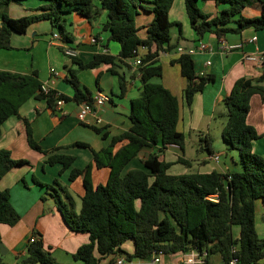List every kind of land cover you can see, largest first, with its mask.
Masks as SVG:
<instances>
[{"label":"trees","instance_id":"16d2710c","mask_svg":"<svg viewBox=\"0 0 264 264\" xmlns=\"http://www.w3.org/2000/svg\"><path fill=\"white\" fill-rule=\"evenodd\" d=\"M21 1L0 0V49L12 48L13 33H24L32 23L47 20L57 30L60 43L75 50L70 46L72 34L65 28L66 17L72 13L92 23L102 11L106 12V17L101 31L107 34L102 47L107 50V44L114 41L119 49L116 54L99 51L87 62L77 55L67 56L75 65L64 77L71 88V96L50 88L44 92L36 70L19 73L0 69V136L2 124L11 116L20 117V107L31 98L45 102L51 111L58 98L65 102L92 104L93 95L80 82L79 70L108 65L107 70L118 77L119 96L126 91V79L117 68L125 67L128 72H135L140 82L139 95L130 100L127 130L108 137L105 127L90 125L95 133L109 139L106 146L93 149L82 141L66 146H85L91 150L92 162L82 168L72 166L73 155L54 153L60 147L41 149L27 120L23 119L30 148L47 155L46 164H59V174L70 168L69 181L81 179L84 192L80 196V207L76 209L68 185L60 179L55 177L50 183H44L33 177V181L52 198L67 227L73 232L88 234L89 241L81 244L71 257L80 264H113L121 256L149 259L159 251L169 255L195 249L206 251L208 264H226L233 256L238 264H264V236H259L255 225L257 201L261 200L264 207V157L252 149L260 135L247 122L251 97L257 95L264 103V73L237 78L222 99L226 121L221 137L237 151L239 170H190L171 174L168 169L175 163L187 168L193 165L183 156L175 161L161 157L170 145H176L185 155L186 137L177 128L181 119L178 97L162 82L152 81L162 77L160 53L176 50L179 41L185 39L182 24L170 19L174 0H41L38 13L9 16L8 5ZM198 1L184 0L195 42L208 34L220 38L248 28L264 29V0H213L217 8L215 13L203 12ZM140 12L151 13V18L137 26L135 18ZM172 27L178 30L174 42ZM52 34L47 35L50 38ZM58 49L64 51L62 46ZM140 49L144 51L140 52ZM137 57L140 63L134 65ZM171 63L179 65L180 75L185 79L183 102L190 107L195 94L212 83L214 77L199 74L193 56L187 53L179 54ZM98 79L99 73L95 78L96 85ZM200 141L204 143L196 149L197 154L212 155L210 135L205 134ZM144 149L151 151L145 157H139ZM134 158H139L142 168H127ZM29 163L27 158L15 159L9 150L1 148L0 179L12 168ZM93 167L108 168L104 184H92ZM260 219L264 222V211ZM19 220L20 215L10 202L9 189H0V224L14 226ZM235 225L239 228L237 236L233 234ZM29 237H33V241H27L26 257L21 264H58L44 249L40 232L33 230ZM129 239L133 242L132 251L122 247ZM234 247L235 252H232ZM213 255L219 256V263L211 261ZM0 264H5L1 254Z\"/></svg>","mask_w":264,"mask_h":264},{"label":"crops","instance_id":"0c3cea01","mask_svg":"<svg viewBox=\"0 0 264 264\" xmlns=\"http://www.w3.org/2000/svg\"><path fill=\"white\" fill-rule=\"evenodd\" d=\"M173 6L174 3L169 15L171 14ZM16 7L13 4L8 5L7 13L9 16L15 18L27 14L26 10L29 8L28 6H25L23 11H20ZM216 10L217 8L215 6L211 13H215ZM33 13H37V10L35 9ZM105 17V11H102L92 23H89L86 18L72 13L66 17V24L69 23L71 29L74 31L73 33L70 32L73 37V42L70 43V46L75 49L76 55L83 62L89 61L95 53L99 52L97 46L90 43L89 39L91 36L98 33L97 37L102 38V43L106 42L107 34L101 31ZM35 23H32L24 33H13L11 35V49H0V69L19 73H30L36 70L39 80L46 84L48 88L71 96V88L64 81V77L68 75V69L75 68V65L58 49L59 44H61L59 40L50 42L49 37L46 39L45 37L42 38L43 35H47L50 32H57V30L51 27L50 22L41 23L38 21ZM188 36V38L184 37L185 39H181L179 45L188 47L197 43L193 41L194 35L192 31ZM252 36H256V40L248 42V39ZM201 41L210 44L211 48L192 55L196 71L202 70L204 74L213 75L214 81L208 83L201 92L195 94L192 106L196 100L199 104L201 102V104L206 105V108L202 106L204 107L202 110L206 113V118L208 116L209 119L214 118L215 111L217 110L220 118L218 131L221 134L226 121L224 117L225 107L222 106L221 102L223 97L230 92L234 81L242 76L256 77L264 73V62L257 65L242 60L243 52H259L264 50V29L257 31L248 28L241 33H228L220 38L214 34H208ZM232 45L241 46L231 50L226 48ZM39 46L40 49H43L44 53L43 64L41 63L40 53L37 54ZM107 46L110 54H116L118 52V47L115 44L108 43ZM143 51L144 49H140V52ZM30 55L32 56L31 62ZM178 55L175 49L170 52H162L159 55V60L161 64H173L171 60L177 58ZM34 56H37V61L34 59ZM206 60L210 61L209 65H204ZM174 65L177 64L175 63ZM51 69L58 72V74L55 75ZM107 69L108 65H101L95 69L79 70L77 73L82 85L93 96L101 93L108 97V100L103 105L95 108L92 113L88 114L85 120L78 118L77 114L80 110V104L73 100L64 101L62 105L64 114H62L56 107L51 111L45 102L36 101L31 98L33 102H30L31 99H29L20 107V117L11 116L2 124L0 149L4 148L9 150L11 157L15 159L27 158L30 162L29 164L12 168L0 179V189H9L10 202L20 215V220L14 226L0 224L1 240L7 247V250L12 249L19 253L25 252L28 238L33 230H37L42 234L44 246L48 244L47 246L49 248L54 247L57 251H64L68 255L73 254L81 244L88 242V234L76 233L67 227L52 198L44 192L43 187L33 181V177H35L40 182L50 183L57 176L61 166L59 164H46L45 159L47 155H43L30 148L27 142L26 126L23 119L27 120L32 135L41 149L51 150L54 147H60L54 153L73 155L75 160L72 166L77 168L84 167L87 163L92 162L91 150L85 146H66L75 141L85 142L93 149L106 146L109 143V139L102 138L100 134L95 133L89 126L96 125L98 127H105L108 137L127 130L130 126L127 117L130 100L137 97L140 93L138 75L135 72L133 73V71L127 74L123 68H117L118 72L124 74L126 79V91L123 96H119L118 77L111 74ZM98 73L99 79L98 85H96L95 78ZM162 84L177 96L176 91H172V86L170 87L166 83ZM184 86L185 79L181 76L176 84V90L180 92L183 111L177 128L184 134H189L190 130H194L192 128L197 125L192 123L191 116H189L190 118L187 116V110H185L182 98ZM247 122L253 125L260 135L253 142L252 149L264 157V103L260 98L252 97L250 99V110L247 116ZM210 132V125H207L205 133L212 136ZM150 151L149 149L142 150L139 153V157H145ZM213 152L219 154L217 161L210 159L208 155L203 153H199L196 157L195 163L198 164L199 168L206 166V171L199 172L239 170L234 169L233 164L227 160V153L215 152L214 150ZM221 155L226 157V159L222 160ZM180 156L186 158L176 145H170L161 157L166 161H175ZM132 160L127 165V168H137L129 166ZM177 165H181V163L171 165L168 172L171 174H181L188 171L184 166L177 167ZM100 169H107L108 171V168ZM69 172L70 168L66 169L60 175L61 182L68 185L71 193L75 190L80 197L84 192L81 179L77 177L75 180L69 181ZM107 178L108 175L104 170L99 172L98 168H92L91 179L94 186L104 184ZM42 196H45V199H42ZM79 207L76 205V209H79ZM263 211L264 207L261 200H259L256 203L255 220L256 218L259 219L262 233L264 234V222L260 219ZM255 225L257 229L256 221ZM48 235H53V238L48 240ZM180 258L179 253L165 255L163 257V263L174 264Z\"/></svg>","mask_w":264,"mask_h":264},{"label":"rangeland","instance_id":"374dc122","mask_svg":"<svg viewBox=\"0 0 264 264\" xmlns=\"http://www.w3.org/2000/svg\"><path fill=\"white\" fill-rule=\"evenodd\" d=\"M41 0H22L21 2H14L11 3L13 4L16 8H18L20 11H23V9L25 8V6H28L29 8L26 10V15H31L32 12L36 9L37 13L40 11L38 10L39 6L41 5ZM37 5V8H36ZM24 6V7H23ZM198 6L199 8L203 11V12H212L215 4L213 0H199L198 1ZM8 9V7H7ZM151 17V13H142L140 12L139 15L136 16L135 18V23L137 26H141L143 24H145L147 22V20ZM170 19L171 20H176L179 21L182 24V34L184 37L188 38L191 34V29L188 23V19L185 13V9H184V0H176L174 2V6L173 9L171 11L170 14ZM46 21V22H45ZM41 23H47V20H42L39 21ZM39 23V24H41ZM36 24V23H35ZM66 30L69 32H74L73 29H71L70 24L67 23L65 26ZM56 30V29H55ZM14 34H19V33H14ZM171 35H172V42H174L176 40V37L178 36V30L176 27H172L171 28ZM45 39L47 37H49L48 35H43L42 38ZM110 44H115L118 49H119V45L117 42L114 41H110ZM40 53L41 55V63L43 64L44 61V53H43V49H40V46L37 49V54ZM30 58V62H31V58L32 56H29ZM34 59L37 61V56H34ZM124 72L128 74V70L125 67H122ZM162 77L161 78H153L152 81L153 82H162V83H166L168 85H170V87L172 86V91H176L175 93L178 96L179 99V104H180V110L181 113L183 111V103L181 101L180 98V92L178 90H176V84L178 83V80L181 78L180 72H179V65H174V64H170V63H162ZM253 98H259V96L254 95L252 96ZM251 97V98H252ZM30 102H33V99H31ZM222 106L223 103L221 102ZM27 106V105H26ZM185 110H187V116L188 118H190L189 116H191V120L192 123L194 125H197L196 127L192 128L194 130H190V133H186L185 134V149H184V154L186 156V158L190 159L193 163L191 168H187V166L185 165H177V167L179 166H184V168L188 171H206V166H201L200 168L198 167V164L195 163L196 161V157L199 155L197 154L196 149L199 147L200 143H204L203 141H200V137H202L203 139L205 138V133L206 132V128L207 125H210V133L212 134V136L210 135V137L212 138V148L215 152H223V153H227V160L230 161V163L233 164L234 169H239L240 168V163H239V157H238V153L236 150L231 149L229 147V145L222 139L220 132L218 131V122L220 120L219 118V114L218 111H215L214 114V118H206V113L204 112V110H202L204 107L206 108V105H203L198 103V101L196 100L195 103L193 104V106L191 105L190 107H187L185 104ZM204 106V107H202ZM225 117V114H224ZM226 118V117H225ZM209 119V120H208ZM215 119V121H214ZM180 128V127H179ZM254 151V150H253ZM255 152V151H254ZM256 153V152H255ZM231 155V156H230ZM232 157V159H231ZM221 159H226V157H224L223 155H221ZM129 164V163H128ZM130 167H137V168H142V164L139 161V158H134L132 160V162L129 165ZM101 170H104V172L107 173L108 175V171L107 169H98V171L100 172ZM60 175L59 172L57 174V178L60 179ZM61 180V179H60ZM72 196L76 202V205L79 207L80 205V197L78 195V193L73 190L72 191ZM256 224H257V232L259 234V236H264V234L262 233V227L260 225V221L258 218H256ZM239 231L238 226H233V234L237 236ZM83 234V233H81ZM53 238V235H48V240ZM89 241V240H88ZM48 244H45L44 249L47 250L48 252L51 253L52 257L55 259V261L58 264H80L79 261H75L71 255L66 254L64 251H60V250H56V248H49V246H47ZM4 248L7 249V247L5 246V244H3ZM125 250L127 251H132L133 249V242L131 239L127 240L123 246H122ZM2 256V261L5 264H21L23 259L26 257V253H19L16 252L14 250H8L7 252H5L4 254L1 255ZM211 261L213 263H219L220 262V258L218 255H213L211 256Z\"/></svg>","mask_w":264,"mask_h":264},{"label":"built area","instance_id":"2783aa9c","mask_svg":"<svg viewBox=\"0 0 264 264\" xmlns=\"http://www.w3.org/2000/svg\"><path fill=\"white\" fill-rule=\"evenodd\" d=\"M54 40H59V34L56 32H54L50 37V42H52ZM255 40H256V36H252L251 38L248 39V42H253ZM89 41L91 44L97 46L99 51H103V52L107 51L105 48L102 47V44H103L102 38L91 36ZM59 45L62 46V48L64 50L63 52L66 56L76 55V51L67 47L65 44L61 43ZM239 46H241V45H232V46H227L226 48L228 50H231V49H234V48L239 47ZM210 48H211L210 44H208L205 41L200 40L196 44H194L192 46H188V47L179 45L176 48V52L178 54L187 53V54L193 55L197 52H203V51H206ZM242 60L244 62L254 63L257 65H260L264 62V50L259 51V52H243ZM139 63H140L139 57L135 58L134 65H137ZM209 64H210L209 60H206L204 62V65H209ZM51 71L55 75L58 74V72H56L53 69H51ZM198 72L201 75L204 74V72L202 70H200ZM41 89L44 92H47L49 90L47 85L44 83L41 85ZM107 100H108V97L106 95L98 93L95 96H93L92 104H89L87 102H81L80 103V110L77 114L78 118L80 120H85V118L88 114L92 113L95 108L103 105ZM63 103H64V100L58 98L56 101V104H55L56 109H59L62 114H64V110L62 109ZM209 157H210V159L217 161L219 159V154L213 153ZM28 241H33V237H29ZM235 249H236L235 247L232 248V252H235ZM179 254H180L181 258L179 259V261L177 263H174V264H208L206 251H198V250L192 249V250H189L187 252H183V253H179ZM164 256L165 255L161 251H159L158 253H154L151 256V258H149V259H140V258L127 259V258L121 256V257H117L115 259V261L113 262V264H164L163 263V257ZM226 264H238V260L236 257L233 256L228 260V262Z\"/></svg>","mask_w":264,"mask_h":264},{"label":"water","instance_id":"95a60500","mask_svg":"<svg viewBox=\"0 0 264 264\" xmlns=\"http://www.w3.org/2000/svg\"><path fill=\"white\" fill-rule=\"evenodd\" d=\"M7 251H8V250L4 248L3 243L0 242V254L2 255V254H4V253L7 252Z\"/></svg>","mask_w":264,"mask_h":264}]
</instances>
